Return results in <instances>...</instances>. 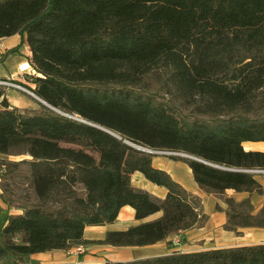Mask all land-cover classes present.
I'll list each match as a JSON object with an SVG mask.
<instances>
[{
    "label": "trees",
    "instance_id": "trees-1",
    "mask_svg": "<svg viewBox=\"0 0 264 264\" xmlns=\"http://www.w3.org/2000/svg\"><path fill=\"white\" fill-rule=\"evenodd\" d=\"M13 34L29 46L36 95L120 137L42 102L12 105L0 88V210L21 209L0 226V259L74 264L29 256L88 242L146 245L200 225L198 196L125 139L203 159L170 155L207 193L264 192L250 171L264 169V150L242 145L264 141V0H0V38ZM18 154L30 158L3 157ZM133 171L164 186V197L132 186ZM17 177L30 191L13 189ZM223 200L225 229L264 227V200L257 210L249 197ZM123 205L137 219L162 213L83 237ZM108 263L264 264V242Z\"/></svg>",
    "mask_w": 264,
    "mask_h": 264
},
{
    "label": "crops",
    "instance_id": "crops-1",
    "mask_svg": "<svg viewBox=\"0 0 264 264\" xmlns=\"http://www.w3.org/2000/svg\"><path fill=\"white\" fill-rule=\"evenodd\" d=\"M13 35L1 37L3 41H9ZM30 51L28 53V58ZM21 61H19L20 63ZM29 65V62H27ZM11 73V72H10ZM4 75V74H3ZM8 97V96H7ZM13 105L19 107L33 106L32 99H21L23 103L19 104V99L14 96L10 98ZM244 142L250 143L249 146H244ZM256 142V143H255ZM242 145L245 149L264 150V141H243ZM153 166L166 170L173 179L181 183L190 193L198 196L200 200V212L205 214V219L200 225H194L190 228L179 230L174 234L158 240L154 243L146 245H125L113 246L106 243L88 242L80 244L81 250H76L75 246L66 249H50L39 251L30 254L31 260L37 262H66L74 264H107L106 261H123L137 259L141 257L154 256L159 254L170 253L172 251H192L211 247H224L231 245L252 244L264 242V227L244 226L238 227L236 230H229L223 227L226 220V204L222 197L218 194L207 193L198 186L192 177L190 167L179 159L171 158L170 156L153 154L151 156ZM254 177L262 184L264 188V172H254ZM130 183L132 186L147 190L154 197L162 198L165 195L166 188L157 185L148 180L141 172L133 171L129 174ZM1 191V189H0ZM224 195H230L234 199H242L249 197L254 210H257L263 200L264 192H249L246 190L236 191L233 188H227ZM216 204L220 208H216ZM2 209L0 210V226L6 221L8 213L21 212L20 208L10 207L1 202ZM162 211H156L147 215L142 219H137L134 216V209L130 205H123L118 211L116 218L104 224L86 225L83 231L85 239L95 240L102 239L108 230L125 229L130 225L139 223L143 220H150L160 216ZM178 241L174 240L177 237ZM4 259H0V264Z\"/></svg>",
    "mask_w": 264,
    "mask_h": 264
},
{
    "label": "rangeland",
    "instance_id": "rangeland-1",
    "mask_svg": "<svg viewBox=\"0 0 264 264\" xmlns=\"http://www.w3.org/2000/svg\"><path fill=\"white\" fill-rule=\"evenodd\" d=\"M15 39H9V41H3L0 38V88L5 92L6 96H8V100L10 104L13 105L12 101H10L11 97L14 96L16 99H19V104L21 105L23 101L21 99L30 98L34 103V106H37V103L40 102L35 96L27 92L25 89L32 91L28 86L33 87L34 83H32V78L34 76V70L30 66L26 69H21L19 65L23 61H28V53H29V46L27 45L26 41L22 40L19 34H13ZM13 50H12V49ZM7 54V55H6ZM5 55V56H4ZM4 57V58H3ZM19 61H21L19 63ZM11 72V73H10ZM4 74V75H3ZM33 92V91H32ZM158 152H150L152 154H162L166 156L172 155V153L161 152L163 149ZM178 155V154H176ZM1 156V155H0ZM4 158L15 159L19 160L23 157L30 158L28 155L25 154H18V155H3ZM24 166V165H23ZM259 172V171H253ZM264 172V171H263ZM13 189L17 192H26L30 191V187L27 186L26 182L21 179V177H17L15 181L11 183ZM224 194L220 195L223 199ZM224 201V200H223ZM82 246L76 245V250H81ZM30 258V256H29ZM4 261L2 263L9 264L10 257L3 258ZM29 262H37L35 259H29ZM107 264L108 261H106Z\"/></svg>",
    "mask_w": 264,
    "mask_h": 264
},
{
    "label": "water",
    "instance_id": "water-1",
    "mask_svg": "<svg viewBox=\"0 0 264 264\" xmlns=\"http://www.w3.org/2000/svg\"><path fill=\"white\" fill-rule=\"evenodd\" d=\"M25 90H26L27 92H29L30 94H32L33 96H35L40 102H42V103L46 104L47 106H49L50 108H52V109H54V110H56V111H58V112H60V113H62V114H66V115L72 116V117H74V118H77V119H79V120H82V121H85V122L89 123V121H86V120H84V119H82V118H80V117H78V116H76V115L68 114V113H66V112H64V111H62V110H60V109H58V108H56V107L50 105V104L47 103L45 100H43L41 97H39L38 95H36L34 92H32V91H30V90H27V89H25ZM89 124H91V125H95V126H97V127H100V128H102V129H104V130H106V131H108V132L114 134L115 136L120 137L118 134H116V133L112 132L111 130H109V129L105 128V127H102V126H100V125H98V124H94V123H92V122H90ZM124 141H125L126 143L132 145L133 147H135V148H137V149H140V150H143V151H147V152H158V151H160V150H157V149H154V148L144 147V146H141V145H139V144L132 143V142L126 140V139H125ZM161 152H166V153H172V154L183 155V156H187V157H191V158H194V159H198V160H202V161H203V159H201V158H199V157H197V156H194V155H191V154H188V153L182 152V151H175V150H174V151H172V150H161ZM262 170H264V169L256 168V169H251L250 171H262Z\"/></svg>",
    "mask_w": 264,
    "mask_h": 264
},
{
    "label": "bare ground",
    "instance_id": "bare-ground-1",
    "mask_svg": "<svg viewBox=\"0 0 264 264\" xmlns=\"http://www.w3.org/2000/svg\"><path fill=\"white\" fill-rule=\"evenodd\" d=\"M21 65H20V68L21 69H26V68H28L29 67V65H28V63L26 62V61H23L22 63H20ZM258 143L260 142V141H257ZM256 143V142H255ZM249 144L250 143H246V142H244V146H249Z\"/></svg>",
    "mask_w": 264,
    "mask_h": 264
},
{
    "label": "built area",
    "instance_id": "built-area-1",
    "mask_svg": "<svg viewBox=\"0 0 264 264\" xmlns=\"http://www.w3.org/2000/svg\"><path fill=\"white\" fill-rule=\"evenodd\" d=\"M19 67H20V65H19ZM262 171H264V170H262ZM178 239H179V238H178V235H177V237H174V240H175V241H178Z\"/></svg>",
    "mask_w": 264,
    "mask_h": 264
}]
</instances>
